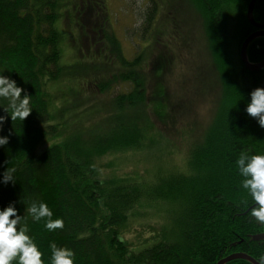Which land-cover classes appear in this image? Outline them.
<instances>
[{
    "label": "trees",
    "instance_id": "16d2710c",
    "mask_svg": "<svg viewBox=\"0 0 264 264\" xmlns=\"http://www.w3.org/2000/svg\"><path fill=\"white\" fill-rule=\"evenodd\" d=\"M147 1L139 31L145 36L160 3ZM197 2L207 20L223 95L204 139L191 152L192 174L170 173L149 186L147 181L104 179L94 164L99 155L140 147L150 108L158 117L168 116V111L161 115L159 107L166 100L158 86L162 83H156L151 101L147 99L138 84L137 68L131 66L134 62L121 55L106 1L0 0V75L16 81L23 89L21 96H29L31 109L23 121H13L8 101L0 99V117H4L0 135L8 137L0 146V181L7 169L14 179L0 182V208L13 204L25 217L23 223L28 224L45 264H51L53 243L72 249L74 264H217L232 253L243 252L257 260L264 255V223L250 215L255 202L242 188L236 165L241 153L264 154V127L245 110L250 90L264 87V67L250 72L240 58L237 69L228 58L227 24L216 20L218 11L237 9L241 23L234 34L240 46L258 30L248 18L251 3L253 18L264 28V0ZM64 40L74 50L75 59L69 64L63 62ZM247 50L249 61L261 62L264 36L252 40ZM117 57L130 66L121 73L113 62ZM161 74H155L158 80ZM105 76L109 81L102 79ZM84 79L97 80L102 92L120 80L131 89L113 95L104 118L67 131L61 126L66 120L63 111L54 101L55 88ZM150 199L177 204L173 227L142 243L148 245L132 248L121 233L129 212ZM41 201L52 209L53 219H63V228L49 231L45 220L35 222L27 216V206ZM226 264L253 263L238 258Z\"/></svg>",
    "mask_w": 264,
    "mask_h": 264
},
{
    "label": "rangeland",
    "instance_id": "374dc122",
    "mask_svg": "<svg viewBox=\"0 0 264 264\" xmlns=\"http://www.w3.org/2000/svg\"><path fill=\"white\" fill-rule=\"evenodd\" d=\"M105 1L112 13L113 32L121 55L128 62H134L131 66L137 68V75L140 76L138 84L144 88L147 99L152 98L151 92L156 88V83H162L158 86L166 100L159 103V107L161 115L168 111V116L158 117L152 114L150 108L142 145L99 155L94 162L98 173L112 182L140 180L147 181L149 186L170 173L192 174L191 152L195 144L204 139L223 95L216 56L205 29L207 20L198 6L202 5L197 0H158L157 18L145 36L139 31L149 4L147 0ZM236 10L231 6L218 11L216 20L221 19L222 23L225 21L227 24L229 32L224 40L229 48L228 58L238 69L242 61H239L240 49L244 42L239 46L234 34L235 26L241 23ZM75 33L79 35L78 31ZM62 46L63 62L72 63L75 59L73 47L66 40ZM113 62L120 73L130 67L128 63L123 64L121 57L113 59ZM156 64L161 65V69ZM159 71H162L160 80L155 76ZM102 79L109 81L108 76ZM96 84L97 80L93 82L92 79L70 80L59 83V87L55 88L54 101L60 112L63 111L66 120L61 126L66 127L67 131L75 125H87L104 118L111 109L113 95L131 89L129 83L122 80L111 88L107 86L105 92L98 89ZM154 107L156 105L153 106L156 112ZM86 111L88 113H84ZM82 117L84 120H81ZM176 209L177 204L171 200H143L129 212V219L124 225L126 228L120 237L127 240L132 248L148 245L142 243L155 238L154 235L162 229L173 227Z\"/></svg>",
    "mask_w": 264,
    "mask_h": 264
},
{
    "label": "clouds",
    "instance_id": "9594fccd",
    "mask_svg": "<svg viewBox=\"0 0 264 264\" xmlns=\"http://www.w3.org/2000/svg\"><path fill=\"white\" fill-rule=\"evenodd\" d=\"M23 89L8 76L0 75V99L8 101L12 120L23 121L30 113L29 96H21ZM251 99L246 105V112L257 119L264 127V87H257L250 93ZM4 117H0V127ZM8 142V137L0 135V146ZM239 174L243 177L241 186L251 195L255 204L250 208V215L259 223H264V154L241 153L236 159ZM14 181L7 169L2 177L3 183ZM27 216L35 222L45 220L44 227L54 231L64 227L62 218L53 219V211L46 202H33L26 208ZM25 217L18 214V209L9 204L0 208V264H45L43 253L30 235ZM51 247V264H74L75 253L67 247ZM255 264H264L261 255Z\"/></svg>",
    "mask_w": 264,
    "mask_h": 264
},
{
    "label": "water",
    "instance_id": "95a60500",
    "mask_svg": "<svg viewBox=\"0 0 264 264\" xmlns=\"http://www.w3.org/2000/svg\"><path fill=\"white\" fill-rule=\"evenodd\" d=\"M249 12H248V18H250V21L253 25H255L257 28H259L258 31H255L253 33L250 34V36H248L244 43L242 44L241 46V59L242 61H244L247 69L249 71H256V70H261L263 67H264V60L261 62V63H253V62H250L249 59H248V46L250 45V42L256 38H259L261 36H264V28H262V25H258L255 21V18H253V3L250 4L249 6ZM262 236L259 235V238H261ZM238 258H245L247 260H250L253 264H255V259L253 257H251L250 255L248 256L247 254H244V253H240L238 252L235 253V254H232V255H229L228 257L224 258V259H221L217 262V264H226L228 263V261H231V260H234V259H238Z\"/></svg>",
    "mask_w": 264,
    "mask_h": 264
},
{
    "label": "bare ground",
    "instance_id": "6f19581e",
    "mask_svg": "<svg viewBox=\"0 0 264 264\" xmlns=\"http://www.w3.org/2000/svg\"><path fill=\"white\" fill-rule=\"evenodd\" d=\"M263 28V27H262ZM259 29V28H258ZM264 60V59H263ZM262 60V61H263ZM261 61V62H262ZM261 62H254V63H261ZM256 71H259V70H256ZM240 253H243V252H240ZM232 254H235V253H232ZM232 254H229V255H232ZM238 254V253H237ZM244 254H246V253H244ZM229 255H227L226 257H228ZM248 255V254H247ZM250 255V254H249ZM248 255V256H249ZM251 256V255H250ZM226 257H224V258H226ZM252 257V256H251ZM224 258H222V259H224ZM254 258V257H253ZM239 259H245V258H239ZM255 259V258H254ZM221 260V259H220ZM234 260H238V259H234ZM245 260H247V259H245ZM255 260H257V259H255ZM247 261H250V260H247ZM229 262V261H228ZM251 262V261H250Z\"/></svg>",
    "mask_w": 264,
    "mask_h": 264
}]
</instances>
